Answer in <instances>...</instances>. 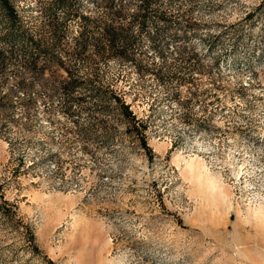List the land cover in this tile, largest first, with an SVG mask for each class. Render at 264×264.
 I'll use <instances>...</instances> for the list:
<instances>
[{
    "label": "rangeland",
    "instance_id": "374dc122",
    "mask_svg": "<svg viewBox=\"0 0 264 264\" xmlns=\"http://www.w3.org/2000/svg\"><path fill=\"white\" fill-rule=\"evenodd\" d=\"M12 3L0 193L15 215L0 218V264H264V201L235 200L242 166L264 188V0ZM77 122L114 141L90 131L85 150Z\"/></svg>",
    "mask_w": 264,
    "mask_h": 264
},
{
    "label": "trees",
    "instance_id": "16d2710c",
    "mask_svg": "<svg viewBox=\"0 0 264 264\" xmlns=\"http://www.w3.org/2000/svg\"><path fill=\"white\" fill-rule=\"evenodd\" d=\"M0 10L7 15V17L11 22H13L17 18L16 7L12 3V0H0ZM36 38L34 39L32 37L33 40L38 42V39ZM69 49H70L69 46L65 47V52L68 53ZM67 73L69 74V77L68 79L63 80L62 84L64 87L67 88L74 87L76 81L70 76L71 75L70 71H67ZM109 90L111 92L110 94L113 97L114 102L117 105V108L119 110V115L126 124V129H130L133 132L134 134L133 137L135 138L140 148H142L146 153L150 154V147L148 146L144 135V131L146 128L145 124L143 123V121L138 119L135 114H133V111L130 109V105L126 103V101L123 99L121 95L115 93L112 89ZM67 112L69 111L67 110ZM75 127H76V131L78 133H82L83 135L82 141L85 142L83 144V148L85 150L88 149V144H93L96 141L95 136H93L92 134L91 135L87 134V132L90 131L100 130V133L104 136V138L101 139L103 140V142L114 141V139L110 140L111 139L110 134L108 133L110 130V126L104 122L98 123L96 127L94 125L84 126L81 123L77 122V124H75ZM68 129L70 128H67V130ZM14 213H15V207L12 204H10L8 201L3 199L2 193H0V218H12L15 215ZM26 229L28 230L27 227ZM28 238L33 251L38 252L39 250L37 246L33 243L34 237L31 232L30 235H28ZM48 262L52 264L51 260H48Z\"/></svg>",
    "mask_w": 264,
    "mask_h": 264
},
{
    "label": "bare ground",
    "instance_id": "6f19581e",
    "mask_svg": "<svg viewBox=\"0 0 264 264\" xmlns=\"http://www.w3.org/2000/svg\"><path fill=\"white\" fill-rule=\"evenodd\" d=\"M189 164H191V162ZM191 168H190V170L194 169V168H192V169ZM194 170L196 171V168ZM194 170H193V172H194ZM248 173H247V170L245 169V166L244 167L242 166L240 168L239 176L241 177L242 181H241V184L239 186L240 188H239L238 192L235 194V197H236L235 200H237L238 203H241V205L243 204L245 206H248V205L254 206V205H257L260 202L264 201V188H262L259 191H254V185L252 183H250L247 179ZM213 183H215V182H213Z\"/></svg>",
    "mask_w": 264,
    "mask_h": 264
}]
</instances>
